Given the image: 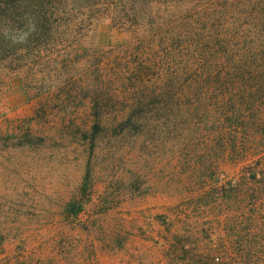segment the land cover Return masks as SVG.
<instances>
[{
	"label": "trees",
	"instance_id": "16d2710c",
	"mask_svg": "<svg viewBox=\"0 0 264 264\" xmlns=\"http://www.w3.org/2000/svg\"><path fill=\"white\" fill-rule=\"evenodd\" d=\"M106 23L130 41L101 50ZM12 76L44 115L75 119L87 106L92 146L102 131L130 126L243 163L227 179L213 163L194 201L207 217L188 230L166 218L163 256L264 264V0H0V100ZM68 206L82 224L81 208Z\"/></svg>",
	"mask_w": 264,
	"mask_h": 264
},
{
	"label": "rangeland",
	"instance_id": "374dc122",
	"mask_svg": "<svg viewBox=\"0 0 264 264\" xmlns=\"http://www.w3.org/2000/svg\"><path fill=\"white\" fill-rule=\"evenodd\" d=\"M129 41L108 23L95 38L104 51ZM9 82L0 100V264H167L166 218L195 228L207 217H198L194 201L215 174L213 163L226 179L242 169L206 145L130 126L102 131L92 146L83 141L87 106L75 119L44 115L17 76ZM121 110L130 115L127 105ZM69 203L81 208L82 224L70 219Z\"/></svg>",
	"mask_w": 264,
	"mask_h": 264
}]
</instances>
